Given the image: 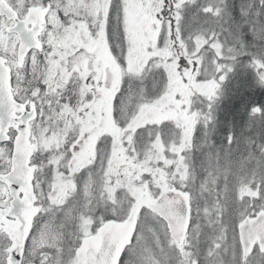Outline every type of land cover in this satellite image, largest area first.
I'll list each match as a JSON object with an SVG mask.
<instances>
[{
  "label": "snow or ice",
  "instance_id": "1",
  "mask_svg": "<svg viewBox=\"0 0 264 264\" xmlns=\"http://www.w3.org/2000/svg\"><path fill=\"white\" fill-rule=\"evenodd\" d=\"M249 33L264 83V0H0V264H264V106L208 128Z\"/></svg>",
  "mask_w": 264,
  "mask_h": 264
},
{
  "label": "trees",
  "instance_id": "2",
  "mask_svg": "<svg viewBox=\"0 0 264 264\" xmlns=\"http://www.w3.org/2000/svg\"><path fill=\"white\" fill-rule=\"evenodd\" d=\"M246 40L247 53L232 62L233 70L223 82L214 104L213 120L208 125L217 147L224 145L230 134H239L254 106H264V83L259 82L257 69L252 64L251 53L256 50V45L252 43L250 33Z\"/></svg>",
  "mask_w": 264,
  "mask_h": 264
}]
</instances>
